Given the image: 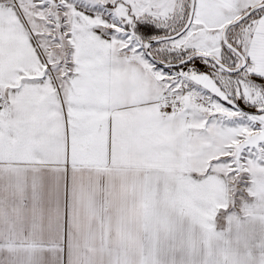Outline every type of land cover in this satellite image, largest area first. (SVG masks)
<instances>
[{"label":"snow or ice","instance_id":"6c2138e0","mask_svg":"<svg viewBox=\"0 0 264 264\" xmlns=\"http://www.w3.org/2000/svg\"><path fill=\"white\" fill-rule=\"evenodd\" d=\"M0 264H264V0H0Z\"/></svg>","mask_w":264,"mask_h":264}]
</instances>
